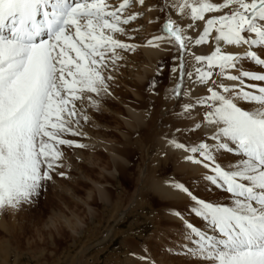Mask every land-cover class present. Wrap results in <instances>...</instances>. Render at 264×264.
Segmentation results:
<instances>
[{
	"label": "rangeland",
	"instance_id": "obj_1",
	"mask_svg": "<svg viewBox=\"0 0 264 264\" xmlns=\"http://www.w3.org/2000/svg\"><path fill=\"white\" fill-rule=\"evenodd\" d=\"M168 1L144 0L140 4L137 0L135 4L131 0L118 13L122 19L129 15L136 19L119 25L123 33L110 34L135 48H117L119 59L109 51L100 69L107 91L98 95L86 92L83 100L73 101L77 115L71 118L70 127L80 134L61 135L73 141V146H58L63 153L59 166L51 171L50 180L42 182L39 195L17 208L0 210V264H208L186 254L197 239H186L191 235L186 225L191 223L209 235L212 229L192 211L196 204L191 196L173 185L182 184L192 196L214 204L231 206L233 197L225 187L206 178L214 175L210 167L187 159H202L198 153L177 148L172 141L189 148L208 143L216 163L224 168L235 163L239 157L216 147L221 142L212 139L216 128L205 120L210 109L198 100L209 95L208 88L229 95L217 85L238 87L239 81L228 80L217 74L219 68H213L207 84L195 75L185 76L181 83V50L164 25L169 19L175 21L194 41L202 34L205 21H191ZM220 15L207 13L205 20ZM217 35L213 30L208 42L188 45L183 53L188 71L193 66L209 70L206 62L197 64L192 54L210 55L217 47ZM161 36L165 39L154 40ZM150 40L158 45L150 46L157 50L156 55L145 51L143 45ZM228 45L219 42L224 53H229ZM238 46L243 49L236 55L241 59L227 72L236 76L241 70L264 73V67L244 58L246 52L257 51L264 59V50ZM71 55L75 57V53ZM178 83L179 96L173 91ZM244 83L264 86V82L247 78ZM235 102L248 111L257 107L239 99ZM185 105L192 107L185 111ZM156 183H168L177 192L166 195L153 187Z\"/></svg>",
	"mask_w": 264,
	"mask_h": 264
},
{
	"label": "snow or ice",
	"instance_id": "obj_2",
	"mask_svg": "<svg viewBox=\"0 0 264 264\" xmlns=\"http://www.w3.org/2000/svg\"><path fill=\"white\" fill-rule=\"evenodd\" d=\"M130 4L131 0H122L118 7L107 0H0V210L17 208L39 195L42 182L50 180L51 171L59 166L63 153L58 146H73V141L61 135L80 134L70 127L71 118L77 115L73 101L83 100L86 92L98 95L107 91L100 69L109 51L119 59L115 56L117 48L134 50V45L110 34L123 33L119 25L136 19V15L123 19L118 15ZM174 7L193 22L205 21L202 34L194 41L175 21L169 19L164 25L170 40L174 38L181 50V83L185 76L195 75L200 83L207 84L213 68H219L218 75L239 81L238 87L217 85L229 95L208 88L209 95L198 100L210 109L205 120L216 128L212 139L221 141L216 147L239 157L235 163L230 162L227 168L216 163L208 143L189 148L172 141L177 148L198 153L202 159H187L210 167L214 175L206 178L225 187L233 197L231 206L214 204L192 196L182 184L173 185L191 196L196 204L192 211L207 221L213 232L209 235L188 223L191 235L186 239H197L186 254L208 264H264V86L244 83L245 78L264 82V73L241 70L239 76L229 74L227 70L236 68L241 57L224 53L219 47L223 41L264 50V0H179ZM224 9L229 12L205 20V14ZM213 30L218 33L215 50L208 56L192 54L197 64L206 62L209 70L193 66L188 71L184 51L193 42H208ZM148 44L158 46L152 40ZM244 58L264 67L257 51L246 52ZM173 91L181 95L179 83ZM237 99L257 107L244 110ZM191 107L185 105V111Z\"/></svg>",
	"mask_w": 264,
	"mask_h": 264
},
{
	"label": "bare ground",
	"instance_id": "obj_3",
	"mask_svg": "<svg viewBox=\"0 0 264 264\" xmlns=\"http://www.w3.org/2000/svg\"><path fill=\"white\" fill-rule=\"evenodd\" d=\"M107 2L110 4V5H112V6H114V5H119L121 2H122V0H107ZM169 2V1H168ZM214 2L215 3H220V2H222V0H214ZM135 4L137 3V0H135V2H134ZM177 2H176V0L174 1V0H170V2H169V4L170 5H175ZM116 7V6H115ZM226 12H229V9H224V10H222L221 12H216L217 14H225ZM131 36H134L133 34L131 35ZM138 36H142L141 35V33L138 35ZM119 41H121L122 43H124L123 41L124 40H119ZM144 46V48H146V52L150 55H156V49H150V46L149 45H143ZM227 50H229L228 52L230 53V54H235V55H238V53H240L243 49H242V46H238V45H228L227 46ZM231 52H233V53H231ZM128 64V63H127ZM128 66L131 68H133L134 66H133V63L131 64V63H129L128 64ZM136 114V113H135ZM86 139V138H85ZM91 139V138H90ZM86 143V142H85ZM96 143V142H95ZM89 146V145H88ZM182 151V150H181ZM183 154H185L184 153V151L182 152ZM187 154V153H186ZM186 156V155H185ZM196 168V167H195ZM162 183V182H161ZM153 187H155L156 189H158V190H160V191H162L163 193H167L166 195H168L170 192H177V190L175 191V190H171V186H169L168 185V183L167 184H158V183H156V184H154V186Z\"/></svg>",
	"mask_w": 264,
	"mask_h": 264
}]
</instances>
